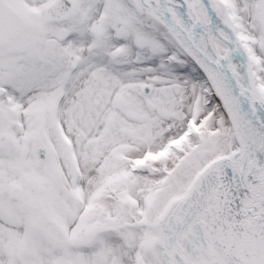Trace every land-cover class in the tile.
I'll list each match as a JSON object with an SVG mask.
<instances>
[{"label": "snow or ice", "instance_id": "1", "mask_svg": "<svg viewBox=\"0 0 264 264\" xmlns=\"http://www.w3.org/2000/svg\"><path fill=\"white\" fill-rule=\"evenodd\" d=\"M0 264H264V0H0Z\"/></svg>", "mask_w": 264, "mask_h": 264}]
</instances>
